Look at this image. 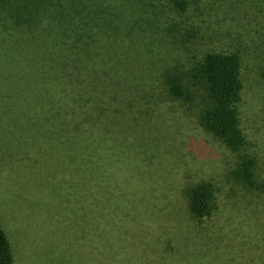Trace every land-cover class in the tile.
Segmentation results:
<instances>
[{"label":"rangeland","instance_id":"obj_1","mask_svg":"<svg viewBox=\"0 0 264 264\" xmlns=\"http://www.w3.org/2000/svg\"><path fill=\"white\" fill-rule=\"evenodd\" d=\"M238 1L190 11L220 36L195 53L240 51L241 127L264 180V3ZM42 16L21 26L0 13V225L13 264H264V193L229 180L235 155L164 85L188 62L169 32L188 17L165 0H54ZM76 42L96 50L83 66L58 59ZM93 74L125 116L100 146L71 132L79 109L76 122L52 117L60 84ZM201 183L217 199L199 222L187 190Z\"/></svg>","mask_w":264,"mask_h":264},{"label":"trees","instance_id":"obj_2","mask_svg":"<svg viewBox=\"0 0 264 264\" xmlns=\"http://www.w3.org/2000/svg\"><path fill=\"white\" fill-rule=\"evenodd\" d=\"M52 1L54 0H0V13L4 12L12 22L16 20L21 26H33L48 11ZM165 1L176 14L188 17L184 24H174L169 29L170 34L181 46H185L188 52V62L177 63L164 74V85L170 98L193 112L200 127L235 155L236 163L228 174L229 180L248 192L264 193V180L259 174V160L250 152L248 140L241 127L240 107L244 84L240 51L212 50L201 55L195 53L199 52L197 48L200 41L215 46L216 39L220 37L216 30L204 28L198 18L190 15V11L196 10L199 13L197 16L203 15L205 11L209 12L208 7L203 8L205 0ZM243 1L238 2L244 5ZM257 1L259 5L260 1L264 3V0H255ZM79 38L76 41H83L81 36ZM44 49L47 51V48ZM95 51L93 44L76 42L64 48L58 59L62 57L66 61L78 65L81 63L83 66V61L91 59ZM86 66L89 69L91 67ZM57 71L61 76L66 73L62 65ZM104 84V79L97 75L85 83L80 81V86L77 82L60 84L61 101L52 113L54 119L64 121L65 116L68 123L76 122L73 118L74 112L79 109L77 123L81 124V129L74 123L70 128L71 132L80 136L82 141L86 139L87 142L99 143V146L108 143L112 137L111 131L116 129L120 125L119 121L125 117L117 118L115 113L119 108L114 105L115 98L108 100L103 97ZM112 111L114 114H111ZM216 199V189L211 183H201L189 188L187 202L191 217L199 222L210 219L216 209ZM13 262L11 243L0 225V264Z\"/></svg>","mask_w":264,"mask_h":264}]
</instances>
